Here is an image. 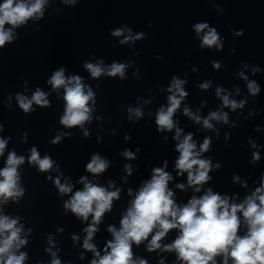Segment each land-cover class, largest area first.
<instances>
[{"label":"clouds","instance_id":"1","mask_svg":"<svg viewBox=\"0 0 264 264\" xmlns=\"http://www.w3.org/2000/svg\"><path fill=\"white\" fill-rule=\"evenodd\" d=\"M46 0H3L0 3V48H3L7 42L13 40L12 29L25 24L28 19L40 17L43 15V8ZM213 7L220 13H224V9L218 4ZM11 25L6 29L5 25ZM149 22L148 27H151ZM197 37H200L198 47L201 50L215 49L223 51L225 47V37L221 36L218 29L210 25L209 22L199 21L192 25ZM207 30V31H205ZM127 31L129 34L124 39L119 40L120 45H128L131 41L135 45L136 41L147 38L146 32H137L132 35L133 29L128 25L123 28L110 30V35L120 37ZM233 37H241L244 35V29H230ZM201 33H204L202 36ZM235 53V48L229 49ZM134 55L138 56L139 52ZM156 58L162 59L160 54ZM247 61H241L245 67ZM98 64L85 63L84 67L91 73L92 78H99L102 75L109 77H119L124 80L125 69L129 66L125 62H113L110 67L105 68ZM214 69L221 67L220 61H212ZM65 67H61L55 71L51 78L47 81L52 85L53 90L63 88L64 113L60 117V124L65 128L83 127L85 122L90 121L92 109L89 102L95 103V93L82 83V79L78 75L65 77ZM259 65H254L252 75L261 73ZM140 70L136 69L134 75L139 76ZM238 75L248 80V77L239 72ZM185 80L179 79L173 75L168 92L172 93L167 97L168 106H161L155 117L157 132H171L175 128L173 139L178 141L175 145V151L179 153L175 161V170L177 176H183L187 173V186L192 187L194 192L199 193L203 186L213 179L210 172L214 169L219 170L222 164L212 163V158H201L202 154L210 150L211 137H205L203 143L197 150V144L193 140V134L188 133L181 139L182 129L176 126L173 117L181 106L182 100L188 95L183 89ZM210 81L199 85L202 89L210 87ZM248 92L253 96H257L261 89L260 85L255 81L247 84ZM174 90V91H173ZM223 89H216V96L222 100L223 107L230 108L235 111L237 108H243L246 100L239 102L230 99L228 95L221 96ZM19 107L25 112L33 111L32 105L36 104L40 107H48L49 101L46 94L39 88L36 89L31 99L17 94ZM129 113L135 114L137 118L143 116L141 109H128ZM183 114L193 119L195 123H201V117L194 115L187 107L183 109ZM130 120L131 116L128 117ZM212 120L229 123L228 113L222 110L213 111L207 117L202 119L205 129H214ZM235 127L236 124L231 125ZM255 131L259 132L260 127L256 126ZM2 131V127H0ZM62 135H70L64 133L57 135L51 141L58 144ZM87 137V130L84 131ZM131 139L130 134H126L125 140ZM167 139V137H165ZM226 141L229 139L226 136ZM7 140L0 138V156L3 155ZM248 143L253 149L252 157L249 163L255 164L261 159L260 152L264 146L258 145L251 138ZM228 146L227 142L224 145ZM141 151L137 146L136 152ZM122 156L128 160L136 159V154L125 149ZM24 163L23 156H17L15 152H10L6 165L0 169V203H6L9 199L15 202L19 201L24 195L25 190L20 187V175L17 171L19 165ZM29 163L38 165L39 171L47 172L53 168V160L46 155L40 158L35 147L31 150ZM109 161L102 159L100 155L93 154L90 161L86 164V171L98 175L103 173L109 167ZM168 166L167 160L163 162V166L152 169L151 179L145 181L139 191L135 194L134 199L130 202L126 213L120 220V227L117 229L114 225L108 227V231L112 234L113 239L108 241L104 248V255L101 256L96 245L91 243L94 234L98 231V225L102 222V217L106 212L111 211L113 201L119 199L120 190L109 191L103 186L93 184L86 177H81L79 183L84 185L82 190H77L63 205L65 211L70 210L78 219L88 221L89 216L92 217L91 223L83 229L86 233L83 241V248L94 254V258L90 264H147L144 259H133L132 245H140L144 241H148L147 250L155 251L161 249L160 241L166 237L169 231L176 229L179 235L175 240L167 245H163L162 250L176 253L177 259L183 264H217L216 257L222 256V264H264V173L259 179V186L255 187L251 195L246 196L242 203L229 202V197L222 196L218 192H214L212 188H207L202 196L193 195L187 204L178 205L174 199V192L169 189L168 183L173 179L172 175L165 171ZM125 170L131 175V165L125 164ZM233 182H241L243 187H247V181H241L239 174H233ZM61 195L72 192V185L68 183L61 184L59 178L55 180ZM113 185L110 183L109 187ZM177 188L185 190L183 183L177 184ZM129 195H132L129 190ZM241 213L243 223L247 226L244 235H240L241 218L237 214ZM19 217L13 219L5 215H0V264H24L27 256L26 253L16 254V251L27 243L25 239H21L22 227L18 226ZM149 236L151 239L149 240ZM73 239L78 237L73 236ZM54 255V254H53ZM83 258V257H81ZM52 264H61L59 259L54 258ZM162 264V262H161Z\"/></svg>","mask_w":264,"mask_h":264}]
</instances>
